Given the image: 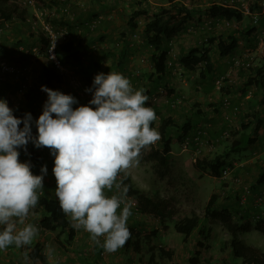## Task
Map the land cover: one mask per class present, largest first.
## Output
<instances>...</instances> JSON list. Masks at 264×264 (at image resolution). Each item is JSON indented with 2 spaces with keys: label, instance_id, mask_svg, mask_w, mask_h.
Masks as SVG:
<instances>
[{
  "label": "rangeland",
  "instance_id": "rangeland-1",
  "mask_svg": "<svg viewBox=\"0 0 264 264\" xmlns=\"http://www.w3.org/2000/svg\"><path fill=\"white\" fill-rule=\"evenodd\" d=\"M168 1L169 0H110V5L101 9L98 0H45L43 3L42 0H38V5H43L45 9L44 12L46 11L45 18L51 19L53 30L58 33L59 41L68 40L72 36L71 32L73 31H76V36L82 35L85 26L91 25V23L95 25L100 24V31H105L103 40L100 39L102 32L100 34L98 33L89 47L83 50L81 54L82 69L65 66L66 69L63 74V82L60 86H57L56 83L53 82L52 88L50 89L73 95L78 101L77 104L73 105V108L89 105L90 100L93 99L94 89L93 92L86 91V89H91L93 87L94 78L100 73L108 74L111 71L122 73L125 77L130 79L135 90L140 88L147 90V85L150 83L148 74L153 71V65L150 60L152 47L143 46L141 37L142 30L145 23L153 17V14L156 13L162 5L168 3ZM215 1L216 0H181V2L189 6L190 9L193 11L195 10L196 15L194 20L190 23V26H192L190 27V31L183 30L172 39L170 46L171 52L167 59V68L169 72L167 79H165V82L167 81L169 83L168 89L165 87V83H163L152 92L148 101L153 104L157 115V119L154 121L155 125L160 123L162 118L172 116L178 120V125L180 126V124H182L181 122L187 116L188 110L194 111L197 106H205L207 102L216 101L215 97H224L226 94L230 97L233 108L228 109L222 104L221 105L225 108V115L228 116L227 123L231 124L233 127L231 128V126H228L226 128L228 131L227 136H223V134H218L216 136L211 134L213 123H195L192 125L195 129L205 131V136L202 137V141H204L203 150L197 156V154L194 153V148L192 149L190 145L184 148V135H182L181 131L176 130L174 126L171 128L172 133L177 132V134L173 135V152L167 166L159 165L155 160L148 157V153L152 147H159V139L155 144L142 150L139 164L130 169L129 174H120L121 179L127 176L129 178V183L133 187L143 190L146 194L168 197L174 202L176 213L167 219V228H164L163 224L153 218L150 219L148 223L144 222L142 225L146 229L159 230L158 238L152 241L155 245H167L174 250L172 260L167 257H160L158 254L159 249L155 250L158 261L163 264H171L173 262L189 264V259L196 256L197 250H201V256L197 264H242L240 259L236 260V258L233 257L230 247L226 246L231 234L222 222L213 219H206L203 222L205 229L208 227L212 229L213 236L210 239H204L197 230L193 232L192 236L183 239L184 236L178 233L174 228V224L178 218H180V216L190 215L192 210L196 211L200 216H204L207 201L212 193H217L220 197L219 200H222L223 197L228 194L234 197L233 194L235 192L231 190L233 185L230 184L232 181L227 182L226 178L215 177L208 172H202L195 168L194 163L197 157L199 158L201 155L200 157L212 158L216 154L226 151L233 140H243V135H246V133L247 135H255L256 138L259 134L253 132V126L245 131L241 128L242 121H247L255 111L261 109L258 105L261 92L257 90L255 86L248 87L243 96L238 95V91L246 87L248 77L253 74V71L241 70L242 72H239V69H237V73L234 72L232 74L230 79L222 86L223 88L217 89L216 86L214 88V80L212 79L204 83L197 81L199 79V69H196L194 72L186 71L180 64L181 55L190 47L201 43L210 34H225L228 30L236 27L242 31L253 27L254 22L248 16L244 17L240 22L225 19L217 24L211 23L207 16L199 17V14H197L198 11H203L209 3ZM138 2H142V5H138ZM72 3L80 5L84 10L85 18L87 17L86 12L93 6L100 9V15L97 19H94V17L91 18L89 14V20L84 22V18L83 21H75L72 18L78 15V13L73 14L74 10H70L69 4L72 5ZM67 6L68 11L65 9ZM249 6L251 9L252 5L249 4ZM139 9H144V11H147V14L138 17L136 20L138 26L132 30L130 29L131 17L134 11ZM39 10L41 9L37 6L29 9L30 13H34V15L38 13ZM53 17L57 18L56 22L53 21ZM60 18L63 19L60 20ZM263 19L264 13L260 16V20ZM229 21L230 23H228ZM65 22H69V24ZM105 25L106 28H104ZM263 29L264 27L260 26L257 31L247 36L240 35V47L236 51L238 56H242L244 53L249 52L253 56L254 63H262V45L264 43ZM5 31L7 32L6 29ZM65 31L66 37H64ZM106 31L109 32L106 33ZM122 32L126 33L129 51L127 53L126 63L124 62L121 67L116 65L117 68L113 69L111 67L112 63L120 61L121 47L125 45V41L122 39L121 35ZM81 37L83 38V36ZM7 42L8 47L15 46L14 37L8 39ZM212 55L216 64V73L219 71L218 67L224 64L227 65V69L229 68L230 57L220 56L216 48L213 49ZM3 59L17 62V67L20 69V85L26 84V86L24 88L22 87L20 90L18 82H10L11 85L9 89H7L8 92L5 96V100L8 102L10 108L14 110L16 107H19V105L21 106L23 100L25 101L26 99L27 93L36 91L40 93V103L47 101L48 95L41 90L43 85L39 78L42 63L50 61L47 54L40 52V49L37 48L32 52H26L25 62L19 59ZM227 69L225 71H227ZM88 70L92 71L93 77H88ZM215 72L214 76L216 75ZM220 75L221 72L219 71L216 77ZM171 89L173 91L172 95H174L169 98L165 90L170 91ZM250 99L257 101L251 103ZM92 107L95 106L92 105ZM215 114H217V112ZM191 130L189 131L190 133ZM261 145L260 148L250 145L241 152H232L227 158L228 163H232L233 165L235 162L236 165H238L237 174L239 176H246L249 182L254 181V178L257 179L260 170L264 167V152L261 156H258L256 153L257 149L264 151V144L261 143ZM229 168L231 167L229 166ZM48 173L44 176V186L47 184L51 185V181H49L51 178ZM233 174L234 172L230 171L229 176ZM236 193L238 194L239 192ZM243 198V201L246 202L244 205L247 206L246 210L248 211L244 220L241 213H236V211H234L236 206H238L236 202L233 201L230 209L235 219L239 220V224L242 222L250 223L252 227L248 231H240L238 236L247 243L264 251V232L255 227L258 221H261L264 225V203L260 204L255 202L254 199L250 200L248 195H244ZM238 201L240 202V199H238ZM38 218L39 215L31 210L26 223H31L38 228ZM138 218L139 216L136 217V219ZM79 233L80 235H77L78 237L81 235L83 236L80 237L83 238L82 247H89L92 245V239L88 237L90 234L87 235L85 232L80 231ZM55 234L56 232L39 231L38 235L35 237L37 241H41L44 244V252L52 264H93L94 255L86 253L77 255L72 250L64 249L63 246L55 242ZM198 240L203 241L204 246L202 248L197 246L196 243ZM25 247L26 245L20 248L12 245L6 250H0V264H30L28 260L26 261L24 259V253L27 252ZM80 255H84L85 260L80 259ZM133 255L135 256H132L124 247H120L115 252L105 251L100 262L102 264H126L131 257H135L137 262L142 258L144 264L148 263V253L143 252L142 254ZM137 262L135 261V263Z\"/></svg>",
  "mask_w": 264,
  "mask_h": 264
},
{
  "label": "trees",
  "instance_id": "trees-1",
  "mask_svg": "<svg viewBox=\"0 0 264 264\" xmlns=\"http://www.w3.org/2000/svg\"><path fill=\"white\" fill-rule=\"evenodd\" d=\"M38 1V0H37ZM40 1V0H39ZM45 0H42V3ZM66 1V0H65ZM96 1V0H93ZM180 1V2H179ZM254 1V3H253ZM99 6L102 8L108 7L110 5V0H98ZM252 11H256L260 6L259 0H249ZM38 4V3H37ZM138 5H142V2H138ZM70 10L73 9L74 13L78 15L74 16L72 19L75 21H83L85 18L84 10L80 5L72 3L69 4ZM31 7L23 4L21 0H0V60L7 59H19L22 62H25V56L27 51H33L37 48L40 49V52L47 54L48 48L51 45V39L45 35L44 31L39 29H34L32 26V18H34V13H30L29 9ZM68 11V6L65 7ZM196 11L190 9L189 6L185 5L181 0H169L168 3L162 5L160 9L153 14V17L149 19L142 30V42L143 46L152 47V52L150 55V60L153 65V71L148 74L150 83L147 85V90L145 95L148 97L159 88L163 83L168 89L169 83L165 79L168 76L167 68V59L171 52V43L172 39L176 37L183 30L190 31V23L194 20ZM87 17L84 22L90 17L97 19L100 15V9L96 7H91L87 12ZM143 14H147V11L144 9H139L134 11L131 17V26L130 29L134 30L138 24L137 19ZM199 17L207 16L210 19L211 23L217 24L220 21L229 19L230 21L236 20L238 22L242 21L244 17L248 16L250 19H253L252 14H245L239 9L219 4L217 2L209 3V5L203 10L198 11ZM54 22L57 21L56 17L52 18ZM63 18H60L62 20ZM51 22L50 18H47ZM89 22V21H88ZM87 22V23H88ZM260 22V23H259ZM254 23L253 27L246 30H240L239 28H233L228 30L225 34H210L205 40L201 43L196 44L190 47L186 52H184L180 57V64L186 71H195L199 69V79L198 82H206L208 80H214L213 85L215 88V81L217 77L213 79L216 64L212 55L213 49L216 48L218 53L222 57H232L237 55L236 51L240 47V35L247 36L250 33L257 31L259 27H264V19ZM69 24V22H65ZM210 23V24H211ZM52 24V22H51ZM53 25V24H52ZM86 25L82 31V35L76 36V31L71 32V37L68 40L60 41L56 44V55L64 66L77 67V69H82V58L81 54L83 50H86L92 41L97 37L98 33L100 34V27L98 24L92 26ZM106 28V25L104 26ZM7 30V32L5 31ZM109 31H106L108 33ZM122 39L125 41V45H122L120 52V61L117 63H112V68L116 69V65L121 67L124 62L126 63L127 53L129 51L127 45L126 33L122 32ZM14 37L15 46L8 47V39ZM76 36V37H75ZM83 36V38L81 37ZM101 40L105 37V31L102 32L100 36ZM262 63H254V59L251 60L250 66L243 67L240 66L239 72L242 70H251L253 74L248 77V82L246 87L238 91L239 96H243L248 87L255 86L257 90L261 92V97L258 105L260 110H257L251 115V118L247 121L241 123V128L245 131L248 128L253 126V132L255 134L259 133L260 129L264 125V50L262 54ZM230 60V59H229ZM8 61V60H6ZM16 65L17 62L8 61ZM89 71L88 77H93L94 75ZM241 71V72H242ZM87 72V70H86ZM237 73V70L235 71ZM224 73H221V75ZM39 78L43 86L52 88L53 82L57 86L63 82V75L59 72V69L56 68L55 64L50 60L49 62H44L41 65V70L39 73ZM10 82L7 78L0 77V99L5 100L7 94V89L10 87ZM17 83V82H16ZM232 85V84H229ZM19 86V84H18ZM17 87V85H16ZM223 88V87H222ZM227 89V88H225ZM224 89V90H225ZM165 93L169 98L173 97L172 89L170 91L165 90ZM23 100V104L19 107H16L13 110V113L18 118H23L27 113L32 114L33 123H32V134L33 136L38 135V129L36 127L35 121L39 119L44 110V105L46 101L40 103V93L38 91L33 93H27ZM228 98L231 105V99L228 95L223 97ZM222 99V105H223ZM251 103L256 102L257 100L250 99ZM147 107L154 109V106L150 101L146 102ZM216 113V112H215ZM214 113V114H215ZM193 115L187 113L185 119L181 122L180 126L178 125V120L175 117L167 116L160 120V123L156 124L153 122L152 127L156 128L160 133V144L159 147H152L148 153V157L152 160H155L159 165L167 166L172 154V139L173 135L177 132L172 133L171 128L175 126L176 130L181 131L184 135V139L187 140L188 146L196 150V145L194 142V137L198 129H195L192 125ZM203 123H210V119L207 118V121ZM227 123V120H226ZM177 124V126H176ZM214 124V123H213ZM227 126L233 127L231 124H226L225 126H216L220 129L218 132L219 135L223 134L224 131H227ZM23 127V124L20 125ZM192 128V130H191ZM230 128V129H231ZM191 130V133L189 132ZM212 131V129H211ZM189 132V133H188ZM212 133V132H211ZM217 134V135H218ZM216 135V134H215ZM244 139H235L229 145V148L223 153H218L212 158L207 157H197L195 160L194 166L202 172H208L212 176L226 178V181H232L233 195L234 197L229 196V194L223 197L222 200H219V195L217 193H212L209 200L207 201L205 207L204 216H200L196 211L192 210L190 215L180 216L174 224L175 230L182 234L185 238L192 236L193 232L196 230L199 231V234L203 236L204 239H210L212 234V229L208 227L205 229L203 222L207 219H213L223 223L225 228L230 232L231 237L226 243L227 247H230L231 254L234 258L240 259L242 264H264V251L260 248L253 246L247 243L244 239L239 238L238 234L240 231H248L252 227L250 223H238L235 221V217L232 214L230 209L233 201L238 204L235 210L236 213H241L243 220L247 215V206L244 205L243 196L248 195L250 200L254 199L255 202L264 203L260 200V197L264 194V167L260 170L259 176L254 178V181H247L246 176H239L237 174L238 165L234 162L228 163L227 158L232 152H241L247 149L248 146L255 143L257 140L256 136L252 135H243ZM258 137V135H257ZM20 152V161L28 162L32 165V172L35 175H41V169L43 166H47V173L50 176L51 185L47 184L43 188V195L40 196L39 202L32 211L39 215L37 224L39 231H50L56 232L54 240L55 242L63 246L64 249L72 250L75 254H91L95 257L93 258V264H102L100 260L102 255L105 253V250L100 245H97L93 240L92 245L89 247H82L83 238L78 237L80 232L87 231L83 228L76 229L72 226L70 217L65 215L61 210L59 205V199L56 196V188L53 185H56V178L53 174L54 160L55 157H50L51 150L47 147L37 148L34 143L31 141L27 145V150L22 147L18 149ZM203 147L201 148V153ZM261 152L262 150L259 149ZM264 152V151H262ZM259 154V153H257ZM198 156V155H197ZM231 167V171L234 172L233 175L222 177L223 169L226 167ZM235 170V171H234ZM252 180V179H251ZM123 183L124 186L128 187L127 199L133 205L131 211L132 215L127 221V226L131 232L130 238L126 241L123 246L125 250L129 251L132 256L133 254H142L146 252L149 254V259L147 264H163L158 261L157 254L155 253L156 249H159L160 257H167L168 259L173 258L174 250L167 245H155L152 241L159 236L158 229H146L142 225L144 222H147L150 219H155L159 223L164 225V228H167V219L170 218L173 214L176 213L174 202L171 198L162 197V196H151L146 194L143 190L133 187L129 183V178L127 176L123 179L118 180V182ZM236 192H239L238 194ZM249 193V194H248ZM119 194L115 188L112 191L106 190V195L109 197ZM242 197V198H241ZM234 198V200H233ZM237 199V200H235ZM240 199V202L238 201ZM249 200V201H250ZM134 201L136 202L134 204ZM260 201V202H259ZM123 206H121L122 209ZM136 219V217H138ZM141 218V219H140ZM256 229H260L264 232V225L261 221L255 225ZM83 237V236H82ZM90 237V236H88ZM104 237H100L101 244L103 243ZM197 246L202 248L203 241L198 240ZM28 253V262L30 264H52L44 252V244L41 241H37L35 238L30 245L25 247ZM123 249V248H122ZM80 259H84V255H80ZM201 256V250L196 251V256L189 259V264L199 263V257ZM141 258L139 262L137 259L130 258L126 264H144ZM135 261L137 263H135ZM171 264H180L173 262Z\"/></svg>",
  "mask_w": 264,
  "mask_h": 264
},
{
  "label": "clouds",
  "instance_id": "clouds-1",
  "mask_svg": "<svg viewBox=\"0 0 264 264\" xmlns=\"http://www.w3.org/2000/svg\"><path fill=\"white\" fill-rule=\"evenodd\" d=\"M11 82L22 89L20 80ZM41 90L48 99L35 121L37 136L32 134V114L18 118L0 99V250L30 245L39 233L26 220L43 195L47 166L42 175H35L30 163L20 161L18 149L26 151L31 141L37 148H49L55 157L56 196L72 226L90 233L105 251L115 252L131 236L127 221L133 207L126 199L128 187L118 177L129 174L142 150L160 139L152 127L156 112L145 106L146 90H135L129 78L113 71L95 76L93 87L86 89L93 92L89 105L73 108L78 103L73 95L47 86ZM113 188L119 194L106 195Z\"/></svg>",
  "mask_w": 264,
  "mask_h": 264
},
{
  "label": "built area",
  "instance_id": "built-area-1",
  "mask_svg": "<svg viewBox=\"0 0 264 264\" xmlns=\"http://www.w3.org/2000/svg\"><path fill=\"white\" fill-rule=\"evenodd\" d=\"M259 8L256 11H252V9H250L249 6V0H216L215 2L219 3V4H223V5H228V6H232L235 7L237 9H239L240 11H242L245 14H252L253 17V22L256 24L260 21V16L264 13V0H259ZM21 2L27 6L30 7H38L39 10L38 13H35V17L32 18V26L34 27V29H39L41 28L45 35H47V37H49L51 39V45L48 48L47 51V55L49 56L50 60L55 64L56 68L59 69V72L63 75L64 74V70L66 69V67L61 63V61L59 60V58L56 55V44L58 42H60L58 40V33L55 32L53 30V25L51 24L50 21L47 20V18H45V12H44V8L43 5H38L37 4V0H21ZM254 3V1H253ZM37 12V11H36ZM45 18V19H44ZM230 23V21L228 22ZM95 24H93L92 26H94ZM263 34H264V29H263ZM66 37V31H65V36ZM262 48L264 50V43L262 45ZM253 59V56L249 53L246 52L244 53L242 56H238V55H234L231 57V59L229 60V68L227 69V71L220 75L219 77H217L216 81H215V86L217 89H220L224 83L226 81H228L230 79V77L232 76V74L240 67H248L250 66L251 60ZM19 68L17 67L16 64L11 63V62H7L5 60H0V77L1 78H7L9 81H18L20 80L19 78ZM26 86V84H23L22 87L24 88ZM223 104L225 106H228L230 104V101L228 98H224L223 99ZM205 131L203 130H198L196 132V135L194 137V142L196 145V150H195V154H199V152L201 151V148L203 147L204 141H202V137H204ZM228 135V131H224L223 132V136H227ZM188 141L185 140L184 141V148L188 147ZM231 171V168L226 167L223 169L222 172V177H227L229 175ZM118 180H121V176L118 177ZM127 199V197H126ZM128 200V199H127ZM261 201H264V194L260 197ZM260 202V201H259ZM136 202L134 201V204Z\"/></svg>",
  "mask_w": 264,
  "mask_h": 264
},
{
  "label": "crops",
  "instance_id": "crops-1",
  "mask_svg": "<svg viewBox=\"0 0 264 264\" xmlns=\"http://www.w3.org/2000/svg\"><path fill=\"white\" fill-rule=\"evenodd\" d=\"M226 67H227V65L224 64V65H222V66H220L218 68H219V71L221 73H225L226 72L225 70L227 69ZM215 71H216V68H215ZM219 71L217 73L215 72L216 75L219 73ZM215 76H213V79L215 78ZM222 99H223V97H220V98L219 97H215L216 101L207 102V104L205 106L204 105H201L199 107L197 106L196 107L197 109L195 108L194 111L188 110L187 113H191L193 115V117H194L192 119V121H193L192 123H203V122L207 121V118H209L210 119V123H214L213 124V129L211 131L212 132L211 134L212 135L216 134V136H217V134L220 131V129L217 128L216 126L222 127V126H225L226 124H228V123H226V120H227L228 116L225 115V108L221 105L222 104ZM227 108L228 109L229 108H233L232 104L229 107H227ZM231 111H232V109H231ZM215 112H217V114H214ZM262 116L264 117V114H262ZM242 123H243V121H242ZM261 143L264 144V125H263V128L260 129V131H259L257 140L252 145L255 146L256 148H260L262 146ZM172 152H173V150H172ZM256 153H259L258 156H261L263 152H259V150L257 149ZM50 157H54V156L50 155ZM53 186L56 188L57 187V182H56V185H53ZM235 221L238 222L239 220L235 219Z\"/></svg>",
  "mask_w": 264,
  "mask_h": 264
}]
</instances>
